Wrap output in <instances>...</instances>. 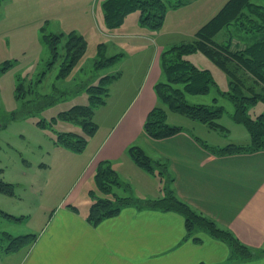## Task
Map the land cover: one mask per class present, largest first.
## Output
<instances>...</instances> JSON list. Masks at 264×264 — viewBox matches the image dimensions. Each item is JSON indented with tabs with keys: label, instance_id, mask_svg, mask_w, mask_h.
<instances>
[{
	"label": "rangeland",
	"instance_id": "374dc122",
	"mask_svg": "<svg viewBox=\"0 0 264 264\" xmlns=\"http://www.w3.org/2000/svg\"><path fill=\"white\" fill-rule=\"evenodd\" d=\"M103 1L11 0L0 10V183L9 184L12 189L11 197L0 194V210L21 218L11 221L0 215V234L37 236L58 205L67 204L83 211L96 198L104 196L96 188L92 174L96 175L97 168L105 162L117 171V178L120 177V162L100 161L107 153H112L116 160L125 156L126 151L128 155L130 147L122 149V142L114 141L120 137L118 130L133 122L139 126L152 110L163 108L154 91V85L163 79L162 52L174 45L193 43L195 30L201 23V12L218 0L185 1L179 10H168L158 31L142 26L138 12L126 15L118 28L106 29L101 8ZM251 1L264 5L263 0ZM230 31L233 51L256 41L255 34L240 32L236 27ZM71 32L83 36L86 50L70 75L58 79L60 60L47 69L51 54L42 37L67 36ZM225 37L223 33L219 34L215 42L220 43ZM99 44L104 46L105 57L117 54L121 56L120 60L110 67L97 69ZM183 59L200 70L211 72L215 85L203 95L204 102L200 103L221 107L222 111L212 125L171 111L167 112V123L186 129L210 147H225L235 144L230 141L233 138L247 136L245 126L233 118L234 107L225 95L231 93L229 77L200 52ZM8 63L9 68L1 71ZM105 76L116 81L106 87L104 104L93 108L92 114L85 117L95 126L94 133L89 136L80 129V123L71 122L69 113L76 106H89L85 89L98 86ZM18 84L25 90L29 85H35L23 101L15 98ZM255 90L258 92V88ZM186 101L190 105L199 103L196 97L189 95ZM263 112L264 105L259 103L249 107L247 115L255 119ZM40 121L44 128L36 125ZM130 126L135 127V124ZM66 132L76 133L84 139L86 145L82 155L58 143V134ZM95 136L100 138L96 140ZM88 141L91 145H87ZM102 143V149L95 152ZM93 154V160L89 162ZM97 161L100 162L96 164ZM119 181L125 196L145 199L140 196L144 186L135 175L131 180L120 177ZM158 184V190L163 193V182ZM154 185L155 181L151 184L152 189ZM6 244L7 241L0 238V254H4Z\"/></svg>",
	"mask_w": 264,
	"mask_h": 264
},
{
	"label": "crops",
	"instance_id": "0c3cea01",
	"mask_svg": "<svg viewBox=\"0 0 264 264\" xmlns=\"http://www.w3.org/2000/svg\"><path fill=\"white\" fill-rule=\"evenodd\" d=\"M226 1L213 2L208 10L202 11L201 23L195 31ZM10 2L0 0V10ZM195 97L199 100L196 105L204 102L203 96ZM132 124L135 127H131ZM132 124L120 128V137L114 141H121L122 149L139 147L148 157L163 162L172 179L168 187L176 197L231 232L254 252V257L250 260L230 259L228 245L202 231L195 233L194 237L200 240L195 244L191 239H185L181 215L145 207L143 201L163 196L164 193L158 190V182L163 179L139 168L126 151L119 160L107 153L100 161L120 162V177L131 180L135 175L141 180L144 193L140 196L145 199L128 196L133 204L122 207L118 215L95 227L86 222L90 207L79 211L71 205L60 204L49 215L35 242L15 253H1L0 264H264V151L214 156L199 145L196 138L201 139L198 136L184 128L173 136L152 139L143 131V123ZM99 138L95 136L96 140ZM230 141L246 145L249 135ZM103 143L95 152L102 149ZM87 145H91L89 141ZM93 157L94 154L88 161L92 162ZM154 181L156 186L152 189ZM122 190L114 187L112 193L125 196Z\"/></svg>",
	"mask_w": 264,
	"mask_h": 264
},
{
	"label": "trees",
	"instance_id": "16d2710c",
	"mask_svg": "<svg viewBox=\"0 0 264 264\" xmlns=\"http://www.w3.org/2000/svg\"><path fill=\"white\" fill-rule=\"evenodd\" d=\"M185 1L187 0H104L101 5L103 23L106 29L111 31L123 23L126 15L138 12V21L142 26L150 31H158L164 23L168 10L180 8ZM232 27H236L240 32L255 34L256 41L244 46L241 50L233 51L231 49L233 35L230 31ZM220 32L226 37L224 41L216 43L215 38ZM42 40L49 47L51 54L47 69H51L60 60L57 78H67L84 55L85 39L71 32L67 36L63 34L43 35ZM103 48L102 44H99L97 48L99 56L95 62L97 69L110 67L121 57L117 54L105 57ZM196 52H200L211 60L229 77L231 93L225 95H228L234 107L233 118L246 128L249 143L210 147L197 138L196 141L209 153L219 157L264 151V112L255 119L247 115L249 107L259 103L264 105V5H257L251 0H227L219 11L196 31L193 43L174 45L162 52L160 63L163 79L154 85V91L163 108H155L148 114L142 126L143 131L152 139L167 138L182 131L183 128L180 126H171L167 123L168 111L207 125H212L214 119L220 116L221 107L215 108L203 104L190 105L186 101L188 95L192 97L207 95L210 87L215 85L209 70H200L188 60L183 59ZM9 66L8 63L1 71L7 70ZM113 80L111 76H105L100 79L98 86H88L85 92L88 94L89 106H76L69 113L71 122L80 123V129L86 131L89 136L94 133L95 126L87 122L85 117L92 114L93 108L104 104L106 87ZM34 87L35 85L32 87L29 85L25 90L22 85L18 84L15 88V98L23 101L26 93L33 92ZM257 88L258 92L255 90ZM36 125L44 128L43 121ZM57 141L76 153H81L86 145L80 135L72 132L58 134ZM128 155L147 174L163 179V196L143 201L145 207L181 215L184 219L185 239H191L195 244L200 243V240L194 237L195 233L202 231L211 238L226 243L230 249V259L250 260L254 257V252L243 245L231 232L221 228L213 220L195 211L176 197L168 187L172 179L163 162L148 157L141 148L136 146L129 148ZM103 163L104 166L100 165L97 168L94 180L96 188L104 197L95 199L86 216V222L93 227L105 219L118 215L122 207L133 204L128 196H118L112 193L114 187L121 188V185L115 172L107 163ZM0 194L11 197V185L0 183ZM0 215L11 221L21 220L1 210ZM0 238L7 241L3 249L4 254H11L31 246L37 236L34 234L11 236L2 232Z\"/></svg>",
	"mask_w": 264,
	"mask_h": 264
}]
</instances>
